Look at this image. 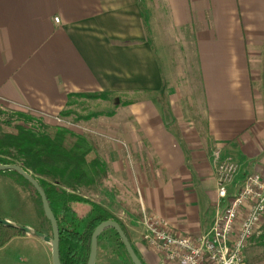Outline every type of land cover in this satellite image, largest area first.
I'll return each instance as SVG.
<instances>
[{
	"label": "crops",
	"instance_id": "0c3cea01",
	"mask_svg": "<svg viewBox=\"0 0 264 264\" xmlns=\"http://www.w3.org/2000/svg\"><path fill=\"white\" fill-rule=\"evenodd\" d=\"M163 5L161 23L145 0H0V101L35 112L88 94L126 97L117 131L125 144L104 160L107 178L118 171L119 196L103 206L143 264H155L139 236L143 215L191 239L211 228L214 153L237 163L239 180L264 174V0ZM175 40L191 53V95L163 115L160 60L166 73Z\"/></svg>",
	"mask_w": 264,
	"mask_h": 264
},
{
	"label": "trees",
	"instance_id": "16d2710c",
	"mask_svg": "<svg viewBox=\"0 0 264 264\" xmlns=\"http://www.w3.org/2000/svg\"><path fill=\"white\" fill-rule=\"evenodd\" d=\"M108 95L85 96L104 100ZM60 115L64 117L68 113L60 112ZM16 117L13 119L12 114L7 115L0 109V165L20 166L38 182L57 222L60 264H87L91 235L99 224L106 221L117 222L140 259L122 222L105 207L80 194V190L97 186L106 177L104 163L96 156L91 157L93 150L88 142L67 129L40 122L34 124V115L30 112L18 113ZM5 127L11 130H4ZM15 174L36 195L41 216L51 232L38 194L28 182ZM261 229L255 244L264 250V222ZM37 232L43 234L41 230ZM23 236L25 233L19 229L0 225V248L11 239ZM97 246L98 250L110 251L125 264H132L113 229H106L98 236Z\"/></svg>",
	"mask_w": 264,
	"mask_h": 264
},
{
	"label": "rangeland",
	"instance_id": "374dc122",
	"mask_svg": "<svg viewBox=\"0 0 264 264\" xmlns=\"http://www.w3.org/2000/svg\"><path fill=\"white\" fill-rule=\"evenodd\" d=\"M145 5L148 6L150 13L152 10L150 7L154 6L155 16L160 13L162 18L160 22L164 23L163 16L165 19L166 9L163 0H145ZM163 30L164 33H168L165 26H163ZM186 43L184 40H175L169 43V47L172 48L169 51L166 50L168 52L166 58L170 64L166 73L163 69L162 59L160 60L163 75L165 74V86H169L168 90L166 89L168 94L161 98V113L163 115L171 112L168 102L171 101L174 106H177L183 100L188 102L191 95V89L188 88V85L192 75L189 70L194 64L192 57H190L191 53L185 49ZM123 98L126 97L112 96L107 100L92 99L86 96L72 97L67 99L60 110L50 109L35 112L0 101V109L7 115L11 116L12 114L13 119L17 118L18 113L30 112L34 115V124L36 125L41 123L51 127L57 126L82 136L93 150L91 157L96 156L104 163L106 177L97 186L88 190H80V194L91 202L103 206L107 197L119 196L120 177L117 174L118 171L115 177L107 178L108 170L104 160L109 155L108 151L111 145L121 146L125 144L117 135L124 113L119 109V99L124 100ZM189 109V112H194L193 108ZM60 112H66L68 116L63 117ZM4 130L11 129L5 127ZM123 182L126 183V179ZM215 208L217 209V206ZM0 220L8 221L18 227L29 228L32 231L41 230L45 236L50 237L51 235L49 227L39 211L36 195L14 172H0ZM257 237L252 238L244 251L247 264H264V250L255 244ZM0 264H52L51 248L35 235L15 237L0 248ZM95 264L125 263L111 254L110 251L98 250Z\"/></svg>",
	"mask_w": 264,
	"mask_h": 264
},
{
	"label": "built area",
	"instance_id": "2783aa9c",
	"mask_svg": "<svg viewBox=\"0 0 264 264\" xmlns=\"http://www.w3.org/2000/svg\"><path fill=\"white\" fill-rule=\"evenodd\" d=\"M213 159L217 209L207 232L191 239L174 234L166 220L143 215L139 236L155 264H247L244 251L264 222V174L239 180L234 161L220 159L218 152Z\"/></svg>",
	"mask_w": 264,
	"mask_h": 264
},
{
	"label": "water",
	"instance_id": "95a60500",
	"mask_svg": "<svg viewBox=\"0 0 264 264\" xmlns=\"http://www.w3.org/2000/svg\"><path fill=\"white\" fill-rule=\"evenodd\" d=\"M15 172L19 176H21L26 182H28L33 189L36 191L40 198L42 211L44 214L45 219L48 221L50 228H51V236H45L44 234L32 231L29 228L24 227H18L15 225H12L8 221H1L0 225L4 227H13L16 229H19L20 231L24 232L25 235H35L39 238H41L46 244H48L51 248V259L52 264H60L59 260V231L57 222L55 220V217L49 207V204L47 202V199L45 197L44 192L40 188L38 182L26 171H24L20 166L17 165H0V172ZM106 229H113L116 234L118 235L130 261L132 264H142L141 260L138 258V256L135 254L129 240L125 236L124 232L122 231L121 227L117 224V222L114 221H106L101 224H99L93 231L91 235V241H90V253L88 257L87 264H95L98 246H97V239L98 236Z\"/></svg>",
	"mask_w": 264,
	"mask_h": 264
}]
</instances>
